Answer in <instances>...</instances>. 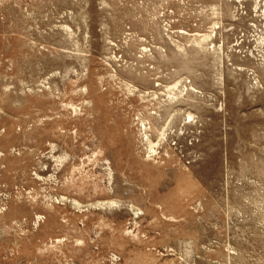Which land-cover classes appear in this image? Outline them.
I'll return each mask as SVG.
<instances>
[{"label":"rangeland","instance_id":"obj_1","mask_svg":"<svg viewBox=\"0 0 264 264\" xmlns=\"http://www.w3.org/2000/svg\"><path fill=\"white\" fill-rule=\"evenodd\" d=\"M0 264H264V0H0Z\"/></svg>","mask_w":264,"mask_h":264}]
</instances>
